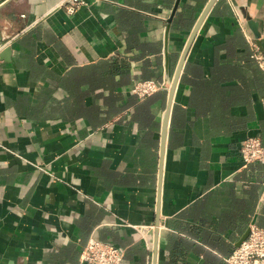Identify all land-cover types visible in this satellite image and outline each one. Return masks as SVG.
<instances>
[{
    "label": "crops",
    "instance_id": "1",
    "mask_svg": "<svg viewBox=\"0 0 264 264\" xmlns=\"http://www.w3.org/2000/svg\"><path fill=\"white\" fill-rule=\"evenodd\" d=\"M208 2H0V264H83L91 237L123 264H228L264 228L239 152L264 142V0L198 25Z\"/></svg>",
    "mask_w": 264,
    "mask_h": 264
},
{
    "label": "built area",
    "instance_id": "2",
    "mask_svg": "<svg viewBox=\"0 0 264 264\" xmlns=\"http://www.w3.org/2000/svg\"><path fill=\"white\" fill-rule=\"evenodd\" d=\"M83 3V0H73ZM72 10V8H71ZM262 67L264 68V59ZM170 85L154 79H138L131 88V93L138 99L148 98L161 90H169ZM240 157L243 166L261 164L264 167V142L258 136H247L241 143ZM260 203L264 204V182ZM125 250L112 242H104L91 237L85 245L81 255L83 264H123ZM228 264H264V228L256 223L249 226L247 237L237 245L226 258Z\"/></svg>",
    "mask_w": 264,
    "mask_h": 264
},
{
    "label": "water",
    "instance_id": "3",
    "mask_svg": "<svg viewBox=\"0 0 264 264\" xmlns=\"http://www.w3.org/2000/svg\"><path fill=\"white\" fill-rule=\"evenodd\" d=\"M1 1H3V0H0V2H1ZM214 1H215V0H209V2L207 3L205 9L203 10V12H202V14H201V17H200V19H199V21H198V25H199L200 22L203 20L204 16L207 14L208 10L210 9V7H211L212 4L214 3ZM179 2H180V0H176L175 6H174V8H173V14H174L175 11L177 10V7H178V5H179ZM0 40H1V37H0ZM174 86H175V82H174V84H172L171 87H170V92H171V94H172V92H173V90H174ZM170 109H171V104L169 105V108H168V111H167V116L169 115ZM165 131H166V128H165ZM248 233H249V230H248L246 236H244V238L239 242V244H240V243H241V242L247 237ZM239 244H238V245H239Z\"/></svg>",
    "mask_w": 264,
    "mask_h": 264
}]
</instances>
